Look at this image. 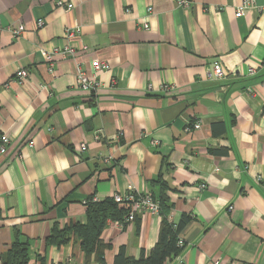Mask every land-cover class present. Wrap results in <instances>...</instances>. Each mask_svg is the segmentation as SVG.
Wrapping results in <instances>:
<instances>
[{"label":"crops","instance_id":"1","mask_svg":"<svg viewBox=\"0 0 264 264\" xmlns=\"http://www.w3.org/2000/svg\"><path fill=\"white\" fill-rule=\"evenodd\" d=\"M176 1L0 0V132L12 141L0 156V264L16 237L28 241L27 264H99L73 237L46 246L52 226L84 224L88 199L130 188L157 197L161 183L169 223L193 217L163 264H264V0L240 18L243 0ZM68 28L80 29L69 42ZM67 44L76 57L49 71L46 53ZM94 61L109 66L101 90L81 93L76 66L90 74ZM137 218L138 228L107 223L103 264L121 247L134 259L154 247L161 217Z\"/></svg>","mask_w":264,"mask_h":264},{"label":"trees","instance_id":"2","mask_svg":"<svg viewBox=\"0 0 264 264\" xmlns=\"http://www.w3.org/2000/svg\"><path fill=\"white\" fill-rule=\"evenodd\" d=\"M167 190L169 189L165 183H161L159 196L155 197L151 193L158 202L159 216L161 217L158 237L154 247L148 252L141 251L136 259L128 257L124 248L121 247L114 257L113 264H163L168 259L174 258L182 252L183 247H178L177 245L179 234L193 217L183 214L176 226H172L169 223L168 216L172 206L166 194ZM85 207L86 220L84 224L76 223L62 227L55 223L45 240V245L61 246L68 243L73 237L79 241L86 263L93 259L97 263L103 264L104 253L109 248V245L101 240V234L108 222L119 223L122 227L130 224L124 223L129 208L119 206L113 199L101 202H93V200L88 199ZM137 217V215L134 217L132 223H136L138 228ZM6 256L5 264H27L29 259L28 241L16 237Z\"/></svg>","mask_w":264,"mask_h":264},{"label":"built area","instance_id":"3","mask_svg":"<svg viewBox=\"0 0 264 264\" xmlns=\"http://www.w3.org/2000/svg\"><path fill=\"white\" fill-rule=\"evenodd\" d=\"M254 0H243L240 5H238L234 11V17L240 18L244 15L245 10L253 4ZM176 4L178 7L187 9L189 8L190 2L188 0H177ZM57 7H65V9H71V4H64L63 1H57L55 3ZM152 9L150 7L147 8V12L150 13ZM128 12L127 10L125 11ZM43 25L42 20L37 21V26L40 27ZM143 30L148 29L147 24L142 25ZM24 31L23 26L19 25L17 28H12L10 30L11 34L14 37L19 36ZM80 33L79 28H68L65 30V39L67 42L68 40H72L76 35ZM80 50L86 51L87 48L85 46H81ZM77 55L76 47H72L71 45L67 44L61 48L53 49L52 51L46 53L45 55V62L48 66V70L52 71V68L55 63V59H74ZM92 70L87 73L83 70L79 65L76 66L75 71V87L81 93L96 95L101 90V82L98 79V75L106 72L109 70V66L104 62L94 61L91 65ZM255 70L250 69L249 74H254ZM27 77L26 70H19L15 73V78L18 81H23ZM213 78L215 80H222L225 78V74L219 67V65H215L213 68ZM161 91L165 94L173 93L174 86L173 85H162L160 87ZM201 127L200 121H195L192 124H186L183 131L185 133H190L193 131L199 130ZM151 144L153 146L158 145L157 141H152ZM12 146V141L10 137L0 132V156H6L10 153ZM27 146L32 147L33 142L29 141ZM16 151L19 150V147L15 148ZM86 147L85 144L80 145V151H85ZM17 156V152L15 153ZM200 189H204V185H200ZM95 202V199H92ZM113 201L117 203L121 207L129 208L128 214L124 220V223H132L134 221V217L141 214H150V215H159V205L158 202L153 198L151 192L146 191L143 193H139L136 190L130 188L127 191L116 193L113 197ZM118 226L122 227L121 224L117 223ZM178 247H183L184 242L179 238L177 241ZM214 264H220L219 261H215Z\"/></svg>","mask_w":264,"mask_h":264}]
</instances>
